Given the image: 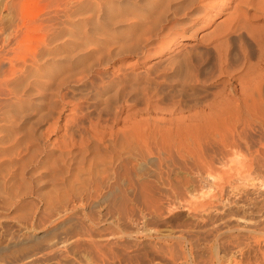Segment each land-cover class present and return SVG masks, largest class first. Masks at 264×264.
<instances>
[{
  "label": "bare ground",
  "instance_id": "6f19581e",
  "mask_svg": "<svg viewBox=\"0 0 264 264\" xmlns=\"http://www.w3.org/2000/svg\"><path fill=\"white\" fill-rule=\"evenodd\" d=\"M230 1L218 24L225 7L205 0L6 1L13 14L12 26L0 25L3 264H63L75 253L104 259L118 232L105 227L96 236L100 226L146 231L172 207L196 213L190 182L221 180L237 150L259 147L251 159L264 167V34H254L250 15L260 3L264 14V0ZM210 23L216 27L199 37L197 28ZM176 28L197 40L174 55L163 40ZM65 104L71 113L63 117ZM243 181L240 195L264 188ZM245 198L240 208L254 214ZM240 220L251 231L252 218Z\"/></svg>",
  "mask_w": 264,
  "mask_h": 264
},
{
  "label": "rangeland",
  "instance_id": "374dc122",
  "mask_svg": "<svg viewBox=\"0 0 264 264\" xmlns=\"http://www.w3.org/2000/svg\"><path fill=\"white\" fill-rule=\"evenodd\" d=\"M6 1L7 0H0V25L2 23L3 27L5 26L4 28H7L8 25L10 26V23L12 26L10 18L12 19L11 16L13 14H9V11L5 9L4 4ZM133 1H135L133 4L137 6H140L142 3L141 0H138L141 3L137 0ZM205 2L204 5L207 7H214L215 5L218 6L216 8H222V6L223 8L225 7V11L220 13V15L214 19L215 24H218L222 19H225L226 11L230 10L233 6L231 4L232 1L230 0H205ZM254 2H258V0H255ZM28 3L29 1L24 4L27 8ZM262 4L263 3L255 4L256 6H254L257 7L258 5L262 7ZM31 6L32 3L30 4V7ZM255 7H251L250 15L253 17L256 15L257 18L254 19L255 16L253 18L254 20L251 19V23L255 28H253L254 34L256 35L257 33L261 36L264 34V14L260 15V12H258ZM20 10L21 8L18 7V11ZM203 15L207 18L210 14ZM210 24L211 25L205 26L201 25V27L197 28V34L199 37L206 32L212 31L213 28L216 27L215 24ZM1 26L0 28L4 29ZM182 30L184 29H174L172 32L177 34L174 37H169L168 39L163 40V47L166 48L165 51H167L169 47H172L168 52L176 54L180 50L196 45L197 39L191 37L188 33L183 36ZM117 32L120 33L118 30H114V33L117 34ZM160 44L159 46H162V42H160ZM205 56L206 55L203 57H209ZM135 60L136 58L133 57L132 61L135 62ZM148 60L150 61L149 64H151L154 61H157V57L151 56ZM242 69L243 68H239L234 71L239 72ZM63 106H66L65 111L63 112V117H66L70 115L71 112L66 104ZM33 115L34 114H32V116ZM50 120L49 122L52 121ZM62 123H64V120ZM60 134L61 132L58 133V135ZM51 136V140L57 138L56 134L52 133ZM258 148L251 149L249 150L250 152L243 148L240 151H235L237 154H234L237 157L234 154L229 156L228 158L231 157L229 159L231 160V163H228L227 166L220 167L223 171V173L219 174L221 180H218L219 178L213 181L210 180L205 182L206 185L203 182H196V180L194 182L192 181V184L190 182L191 185L189 184L188 186V192H190L189 195L192 193L196 194V197H192L193 200L198 203L194 209L196 210V213H194L195 211H193L192 208L184 210L181 207H172L171 209L165 210L160 216L149 219L146 226L148 229H146V231H142V228L136 230L129 227H117V229L114 228L113 225L110 227L108 225L103 227L102 225L99 227L100 229H96V236H99L100 233H107L112 230L118 232V240L117 243L113 245L111 253L109 252L104 259L99 260L91 259L85 254L75 253V255H71L69 259H66L63 264H264V188L260 184L255 188L250 187V189L245 191L247 194H238V191L242 190L245 185V181H243L245 177L246 179L256 178L264 181V167L258 166V169L257 164L253 163L251 159L257 156L254 152ZM238 162H240V164H238ZM242 162L245 163L246 170L243 168L244 165L241 166ZM235 164L237 165L235 166ZM229 167H235V169ZM236 167L239 168V170H236ZM41 172L42 174L40 175H43L44 172ZM224 174L225 176L227 174L231 175L232 177L230 176V179L233 178V181L230 180L228 176L226 177V181L225 179L223 181ZM213 182L216 184L214 183V185ZM40 184L38 188L41 187V190H44V188L48 186L43 182ZM209 185H212L213 187ZM190 189L194 190L189 191ZM200 190L202 192H199ZM240 196L241 198H239ZM245 196V199L250 198V202H253L256 205V211H254V214H250L247 210L245 211V207L240 208V203L243 200L242 198ZM36 198L40 199V196L37 195L34 199L39 201V199L37 200ZM231 199H233V202L236 201V203H233ZM35 203V206L37 207L38 202ZM198 214H202L203 217L201 216L198 218ZM208 216L211 218H207ZM240 217L252 218L254 223L250 228L251 231L249 230L250 232L246 231V229L244 231V229L241 228L242 224ZM105 227L108 229L110 228V230H106ZM98 230H102V232H98ZM180 230L181 232L185 231L184 233L191 231L189 237H187L188 235L181 234ZM252 230L254 231L252 232ZM148 231H151V234L148 233ZM235 248H239L240 252L234 253L233 250H235ZM3 263H6L5 259H0V264Z\"/></svg>",
  "mask_w": 264,
  "mask_h": 264
}]
</instances>
